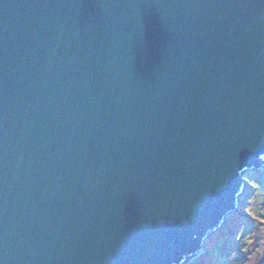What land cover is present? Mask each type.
<instances>
[{
	"label": "water",
	"instance_id": "water-1",
	"mask_svg": "<svg viewBox=\"0 0 264 264\" xmlns=\"http://www.w3.org/2000/svg\"><path fill=\"white\" fill-rule=\"evenodd\" d=\"M264 166V0H0V264H183Z\"/></svg>",
	"mask_w": 264,
	"mask_h": 264
},
{
	"label": "rangeland",
	"instance_id": "rangeland-1",
	"mask_svg": "<svg viewBox=\"0 0 264 264\" xmlns=\"http://www.w3.org/2000/svg\"><path fill=\"white\" fill-rule=\"evenodd\" d=\"M243 184L237 208L183 264H264V166Z\"/></svg>",
	"mask_w": 264,
	"mask_h": 264
}]
</instances>
